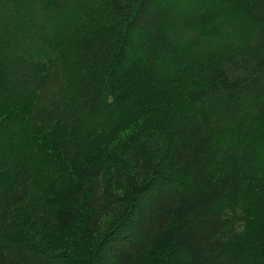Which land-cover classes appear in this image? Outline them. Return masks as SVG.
Instances as JSON below:
<instances>
[{"label":"trees","instance_id":"obj_1","mask_svg":"<svg viewBox=\"0 0 264 264\" xmlns=\"http://www.w3.org/2000/svg\"><path fill=\"white\" fill-rule=\"evenodd\" d=\"M0 264H264V0H0Z\"/></svg>","mask_w":264,"mask_h":264}]
</instances>
